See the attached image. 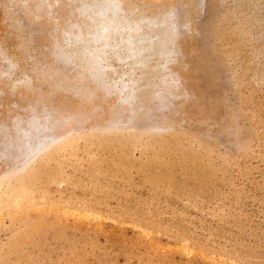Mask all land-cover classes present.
Segmentation results:
<instances>
[{"label": "rangeland", "instance_id": "obj_1", "mask_svg": "<svg viewBox=\"0 0 264 264\" xmlns=\"http://www.w3.org/2000/svg\"><path fill=\"white\" fill-rule=\"evenodd\" d=\"M0 264H264V0H0Z\"/></svg>", "mask_w": 264, "mask_h": 264}, {"label": "bare ground", "instance_id": "obj_2", "mask_svg": "<svg viewBox=\"0 0 264 264\" xmlns=\"http://www.w3.org/2000/svg\"><path fill=\"white\" fill-rule=\"evenodd\" d=\"M131 46V42L129 43V47ZM130 50H131V47H130ZM130 52V51H129ZM149 53H147V54H145V55H142V59L139 61V62H141V63H146V62H149V60H152L153 58L154 59H157L158 60V58L160 57L161 58V56H162V54H161V51L159 52V51H151V53H150V50L148 51ZM130 55H133L134 56V53H130ZM94 59L95 60H97V61H103V58L99 55V54H96V55H94ZM159 62H162V61H160V60H158ZM139 71H141L140 69H139ZM138 73V72H137ZM140 75V74H139ZM139 77V76H138ZM134 89V88H133ZM133 89H131V91H133ZM78 128V127H77ZM49 129V128H48ZM52 133V132H51ZM50 135V134H49ZM54 135V134H53ZM83 141V140H82ZM45 163V162H44ZM45 166V165H44ZM33 169V168H32Z\"/></svg>", "mask_w": 264, "mask_h": 264}]
</instances>
